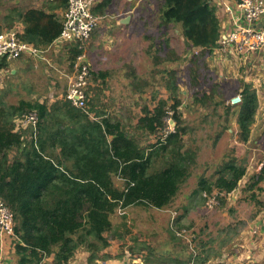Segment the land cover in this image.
Returning a JSON list of instances; mask_svg holds the SVG:
<instances>
[{"label":"trees","instance_id":"16d2710c","mask_svg":"<svg viewBox=\"0 0 264 264\" xmlns=\"http://www.w3.org/2000/svg\"><path fill=\"white\" fill-rule=\"evenodd\" d=\"M111 3L101 0L92 7L93 14L103 16ZM53 4L67 8L68 0ZM215 8L213 0H164L161 25L179 26L190 47L212 52L222 36ZM22 20L24 39L39 47L51 45L63 29L57 14L44 10H29ZM66 47L73 64L82 50L76 44ZM6 66L3 61L0 69ZM97 76L104 79L108 73ZM168 90L169 100H159L153 110L144 108L137 121V131L150 135L164 132L156 143L145 147L120 120L99 118L101 114L95 112L93 116L90 106L87 113L64 98L52 104L23 100L17 106L0 108V199L15 217L17 264H43L48 258H53L51 264H69L79 250L89 253V264L108 259L102 253L114 239L109 235L115 232L112 216L117 211L137 206L164 209L173 202L191 176L197 153L185 145L179 88L173 78ZM258 107L256 91L251 84H244L237 115L241 143L250 140ZM169 109L176 122L171 131L166 130ZM29 112L39 117L37 147L32 136L24 137L27 132H17L14 127L13 119ZM246 174L247 168L232 159L214 181L200 178L195 195L204 203L215 192L218 196L231 194ZM115 178L121 180V187L116 186ZM261 183L264 165L250 180L247 191L258 188L256 191L262 192ZM250 197L256 200V194ZM194 258L192 254L189 261ZM204 263L201 260L199 264Z\"/></svg>","mask_w":264,"mask_h":264},{"label":"rangeland","instance_id":"374dc122","mask_svg":"<svg viewBox=\"0 0 264 264\" xmlns=\"http://www.w3.org/2000/svg\"><path fill=\"white\" fill-rule=\"evenodd\" d=\"M100 1L96 0L95 5ZM10 2L18 4L19 21L28 10H51L53 7L49 0H7L5 7L0 5L6 24L14 10ZM163 4L164 0H112L106 13L98 16V28L87 46L88 61H93L95 65L91 62L94 75L90 81L89 106L93 116L100 113L99 118L120 120L145 147L156 143L164 132L150 135L137 131V121L143 116L144 108L153 110L159 100H169V82L172 78L175 80L181 103L178 109L181 126L186 128L185 145L197 153L196 164L190 170L192 176L164 209L137 206L117 211L112 216L115 232L109 236H113L112 241L120 246L121 252L127 251L133 256L147 251L149 257L166 259L180 252L186 258L196 250L195 239H200L210 229H221L219 225L213 227L211 220L232 210L228 208L227 195L218 196V192L214 193L218 196V203L212 208L206 202L202 203L200 196L195 195L198 188V183L194 186L195 177L214 181L222 166L232 159L247 170L255 169L257 163L264 161V157L254 156L258 144L264 150V51L242 60L236 58L242 56L225 57L192 48L186 43L179 26L161 25ZM217 16L220 19V15ZM127 17L130 18L129 23L122 24L120 21ZM3 30L0 27V33ZM222 32H225L224 28ZM60 50L52 49L49 54L51 65L45 63L38 77L19 79L11 74V66L5 72L0 69V108L17 106L23 100L52 104L64 98L68 78L72 75V60L68 47ZM103 72L108 73L107 78L97 76ZM27 80L37 84L26 87ZM247 83L258 95L256 117L260 122L253 133L252 126L250 140L241 143L238 131L233 128L237 124L242 101L232 105L231 100L237 96L242 99L243 85ZM172 104L173 101H170L169 106ZM173 115L174 112L169 109L167 131L174 130L176 126ZM19 117L13 119L14 127L17 132H24L17 126ZM230 129L232 134L228 133ZM23 136L27 137L28 133ZM257 138L258 144L255 143ZM253 177L255 174H246L242 179V188L238 187L242 196H250V193H244L246 184L243 186L245 179ZM115 183L118 187L122 186L118 178H115ZM238 191L234 193L239 195Z\"/></svg>","mask_w":264,"mask_h":264},{"label":"crops","instance_id":"0c3cea01","mask_svg":"<svg viewBox=\"0 0 264 264\" xmlns=\"http://www.w3.org/2000/svg\"><path fill=\"white\" fill-rule=\"evenodd\" d=\"M6 1L7 0H0V5L2 7H5L4 2ZM49 1L53 5L51 10L35 9V8L34 10H44L45 12L48 13H56L59 20L63 22V16L65 14L66 9L63 7L55 8L53 4L55 0H49ZM95 4H96V0L94 2V5ZM10 5L11 7H14L13 8L14 10L9 15L10 19H7V24L5 23V14L3 8H0V12H2L0 14V25H1L0 27L4 29L3 31H1V33L8 30L18 31L21 38L25 40L24 39L25 24L22 19L21 21H19L20 14L18 13V11L20 10L16 9L18 8V4H14L10 2ZM215 6L217 8V15H220L221 27L222 29L224 28V30L227 31L231 27L230 17L225 12L222 11L219 5L215 4ZM7 7H9V2ZM26 12H24L23 14H25ZM120 22L122 23V20ZM223 23H225L224 26ZM258 25L264 26V20L261 21ZM57 41L58 40L55 39V41L51 45L47 46L48 49L47 53L50 54L53 48H58V50H60V48L62 49V47L63 48L66 47V46L61 47V44H58ZM29 43L34 44V42H30V41ZM218 49L219 46L213 49L212 53H218L219 52ZM49 54H46V59H47L46 61L33 59L29 57H23L17 61L8 64L7 67L1 70L5 72V70H8V67L11 66L12 67L11 74L14 77H17L19 79L30 78L31 76L38 77V75L40 74L39 70H41L40 69L41 67H44L45 63L51 65ZM257 55L252 54V56H257ZM245 57H250V56H242L236 58H242V60H245L244 59ZM91 62L95 67L94 62L93 61ZM91 62H89L90 65ZM93 73L94 72H92V74ZM33 84H37V82L33 80L26 81V87ZM16 88H18V86ZM256 118L257 121L253 125L252 133L257 129V124L260 122L258 117ZM233 129L236 132L239 131L238 124H235V127ZM232 132H233L232 129L228 131V133L231 134ZM216 135H218L217 137L221 136L220 134H216ZM255 143L256 144L259 143V138L255 140ZM254 156L259 158L264 157V150L260 147V144L257 145V149ZM263 165H264V161H262L261 163H257L255 169L247 170V175L255 174V176H257L260 173ZM205 172L206 169L202 173L204 174ZM197 180H199V178L195 177L196 184L194 186L197 185L198 183ZM249 183H250L249 179L244 180L243 187H245L246 184L244 193H250V196L251 194L256 193V197H255L256 200L251 199V197L247 195L242 196V193L238 191V188L234 192L238 191L240 193L239 195H236L234 192L228 194L227 195L229 199L228 208L232 210L228 212L227 211L224 212L222 215L216 218V220L215 218L211 220V222L213 223L212 224L213 227L219 225L218 227H221V229L214 231L210 229L207 234L203 235L200 238L202 240H200L199 238L195 239L196 250L190 252L186 258L185 256L182 257L181 256L182 253L180 252H178L177 255L172 256L171 258H173L174 260H170V261L164 258L149 257L147 251H142L140 255L137 256L132 255V256L142 259L145 262V264L147 263L148 264H181V263L199 264L201 260H205L204 264H264V183L258 185V187H261L263 189L262 192L256 191L258 188H256V190L254 188L251 191H247V186ZM240 185H242V180L239 183V186ZM240 188L242 187L240 186ZM232 198L234 199L232 200ZM178 235L180 236V234ZM193 237L196 238V236ZM17 242L18 240L16 238L9 236H0V264H17V256L15 251V245ZM127 253H128L127 251L124 253L121 252L120 246L115 245L114 241H111V246L102 253V255H107L109 256V258L104 260L103 259L97 260L93 264H132V262L128 258ZM192 254L195 258L192 259L190 262L189 258ZM196 256H200V257H197L198 259H196ZM88 258H89L88 252L84 250H79L69 264H89ZM177 259H179V262ZM46 262L48 264H51L53 262V258L46 259L44 263Z\"/></svg>","mask_w":264,"mask_h":264},{"label":"built area","instance_id":"2783aa9c","mask_svg":"<svg viewBox=\"0 0 264 264\" xmlns=\"http://www.w3.org/2000/svg\"><path fill=\"white\" fill-rule=\"evenodd\" d=\"M95 0H68L63 16V29L56 39L58 44L67 46L78 45L82 50L72 64V75L68 78V87L64 99L72 106L88 113V89L92 77L91 65L87 58V46L98 28L100 18L93 14ZM219 5L231 20V27L222 32L219 41V54L225 57L250 56L264 51V26L258 24L264 20V0H213V5ZM216 7V6H215ZM47 47H39L23 40L19 32L8 30L0 33V64L6 61L10 64L23 57L46 61ZM241 96L231 100L232 105H238ZM92 117V115L90 114ZM18 128L32 136L37 147L39 117L36 112L21 115L16 120ZM216 195L207 198V206L212 208L218 202ZM122 211V210H121ZM0 236H15V217L13 212L0 199ZM132 264L145 262L127 253Z\"/></svg>","mask_w":264,"mask_h":264},{"label":"water","instance_id":"95a60500","mask_svg":"<svg viewBox=\"0 0 264 264\" xmlns=\"http://www.w3.org/2000/svg\"><path fill=\"white\" fill-rule=\"evenodd\" d=\"M129 19H130V18L127 17L126 19L122 20V23H123V24H127V23H129Z\"/></svg>","mask_w":264,"mask_h":264}]
</instances>
